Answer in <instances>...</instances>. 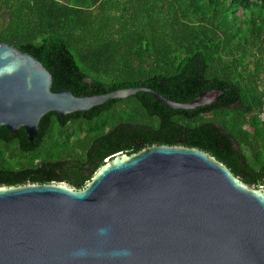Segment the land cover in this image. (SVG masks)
<instances>
[{"label":"water","instance_id":"obj_1","mask_svg":"<svg viewBox=\"0 0 264 264\" xmlns=\"http://www.w3.org/2000/svg\"><path fill=\"white\" fill-rule=\"evenodd\" d=\"M203 62L190 59L174 78L109 85L82 75L57 41L27 53L0 43V139L18 137L22 150L38 145L49 115L64 125L132 96L160 117L158 131L123 124L94 140L85 163L0 171V183L27 181L0 184V264H264V188L251 185L264 183V166L249 169L216 125L168 119L236 104L234 85L202 79ZM39 180L52 182H29Z\"/></svg>","mask_w":264,"mask_h":264},{"label":"trees","instance_id":"obj_2","mask_svg":"<svg viewBox=\"0 0 264 264\" xmlns=\"http://www.w3.org/2000/svg\"><path fill=\"white\" fill-rule=\"evenodd\" d=\"M49 40L65 47L82 75L109 85L174 78L190 59L201 57L202 79L234 85L237 102L192 117L172 114L169 121L187 129L216 125L232 138L249 169L264 166V126L257 117L263 104L264 0H0V43L27 53ZM123 124L158 131L160 117L132 96L64 125L49 115L34 148L20 149L18 137L0 139V171H32L66 159L85 163L91 143ZM132 151L128 146L104 156L73 187L83 188L110 155ZM251 185L264 188L259 179Z\"/></svg>","mask_w":264,"mask_h":264},{"label":"built area","instance_id":"obj_3","mask_svg":"<svg viewBox=\"0 0 264 264\" xmlns=\"http://www.w3.org/2000/svg\"><path fill=\"white\" fill-rule=\"evenodd\" d=\"M259 89L261 92H263V104H262L260 111L258 112L257 117H258L260 124L264 126V75L261 78Z\"/></svg>","mask_w":264,"mask_h":264}]
</instances>
